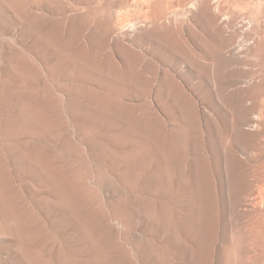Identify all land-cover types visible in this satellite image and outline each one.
<instances>
[{
	"label": "rangeland",
	"instance_id": "obj_1",
	"mask_svg": "<svg viewBox=\"0 0 264 264\" xmlns=\"http://www.w3.org/2000/svg\"><path fill=\"white\" fill-rule=\"evenodd\" d=\"M219 1L246 24L264 10ZM187 8L0 0V249L14 264H264V212L244 200L264 193L251 118L264 84L243 81L264 82V54L205 72L221 35L213 17L204 33L182 26ZM109 13L141 32L112 38ZM213 75L228 78L221 97Z\"/></svg>",
	"mask_w": 264,
	"mask_h": 264
},
{
	"label": "bare ground",
	"instance_id": "obj_2",
	"mask_svg": "<svg viewBox=\"0 0 264 264\" xmlns=\"http://www.w3.org/2000/svg\"><path fill=\"white\" fill-rule=\"evenodd\" d=\"M253 2V1H252ZM220 1L219 0H188V8L186 9L187 11L183 13L184 17L182 20H180V24L182 26H186L189 25L190 27H192L195 30H202L201 33H204V28L202 25H200V23L203 21L205 22V19H208L209 17H213L215 18V23H216V28L219 32V34L221 35V39L220 42L217 43V45L215 46V50L218 53V55L220 56L221 59H218L217 62H213L211 61L209 65H207L206 69L207 73L211 72L212 69H216L218 67L222 68V70H230L231 74L233 72L236 71H240V67H238V64L241 62V58H243L244 56H242L243 54H248L249 52H252L253 54H264V21L261 20V17L264 16L263 13V9L261 7L262 5V1H260L256 6L254 5L255 11L257 14V17L255 19L250 20V24H246L245 21L242 20V18L240 20H236L234 19V17H224L220 18L219 17V11L220 9ZM232 4V3H231ZM263 6V5H262ZM235 7V6H234ZM233 7V8H234ZM118 8V7H117ZM230 8V7H229ZM263 10V11H262ZM74 12V11H73ZM223 12V11H222ZM114 14V13H113ZM113 14L109 13V17H111ZM107 15V14H106ZM223 15V14H222ZM119 16V15H118ZM147 17V14L145 15ZM222 17V16H221ZM243 17V16H242ZM111 21L108 23V25L111 26L110 30V34L112 38L115 39H126L128 41H130V36L132 33H137L139 30L138 26L136 25V23H134L131 28H130V33L124 31L122 28H120L121 26L119 25V20L116 17H111ZM119 18V17H118ZM149 18V17H147ZM237 18V17H236ZM264 19V18H263ZM177 20V19H176ZM173 21H175V18L173 19ZM247 21V20H246ZM251 22L252 24L255 25L256 28V33L255 36L250 39L248 36V28L249 26H251ZM248 23V22H247ZM121 24V23H120ZM176 24V23H175ZM202 24V23H201ZM109 27V26H108ZM187 27V26H186ZM184 28V27H183ZM252 28V27H251ZM250 29V28H249ZM188 31V30H187ZM141 32V31H140ZM190 32V31H189ZM199 32V31H198ZM198 34V35H201ZM140 34V33H139ZM187 34V32H186ZM202 36V35H201ZM197 40V39H196ZM121 41V40H120ZM123 41V40H122ZM133 41V40H132ZM133 45L137 46V44L133 42H131ZM197 45V44H196ZM194 46V45H192ZM198 48V46H197ZM196 48V49H197ZM193 49V48H192ZM143 51V49H141ZM140 50V51H141ZM203 50V49H202ZM198 51V50H197ZM146 53V52H145ZM196 53V52H195ZM197 55V54H196ZM204 55V54H203ZM264 57V56H263ZM195 58H197L195 56ZM151 59V58H150ZM248 59V58H247ZM244 60V59H243ZM261 60V59H260ZM153 61V60H152ZM151 60H149V63L152 62ZM154 62V61H153ZM152 62V63H153ZM246 63V62H245ZM240 66V65H239ZM256 66V64L254 65ZM188 67V66H187ZM248 67V66H247ZM246 67V68H247ZM218 68V69H220ZM243 68V67H242ZM178 69V68H177ZM188 69V68H187ZM194 69V67L192 68ZM175 70V69H174ZM243 70H245L243 68ZM242 70V71H243ZM258 71V70H257ZM166 72V71H165ZM194 72V71H193ZM206 73V74H207ZM212 73V72H211ZM222 73V72H221ZM237 73V72H236ZM167 74H170L167 70ZM205 74V75H206ZM179 73H172L171 74V78L175 79L178 76ZM198 75V74H197ZM264 75V74H263ZM201 76V75H200ZM209 76V74H208ZM207 76V77H208ZM242 76V75H241ZM243 76H246L243 75ZM206 77V76H205ZM227 78V76H212L206 83L208 85V88L213 91L214 96L215 97H221L220 92H221V87L225 86L226 84H228V78L225 80V78ZM236 77V76H235ZM260 77V76H259ZM258 77V78H259ZM263 77V76H262ZM231 78V77H230ZM244 78V77H243ZM206 78H204L205 80ZM238 81H241V78H235ZM245 79V78H244ZM243 81H245L246 84H249V86L254 87H260L259 85H263L264 82L263 79H260L262 82V84H257L256 83V79H255V74L253 72H248L247 73V78ZM207 80V79H206ZM232 80V79H231ZM236 80V81H237ZM233 81V80H232ZM230 81V82H232ZM203 82V81H202ZM254 82V83H253ZM189 83V82H188ZM205 83V81H204ZM238 83V82H237ZM244 83V82H242ZM225 84V85H224ZM234 84V83H233ZM232 84V85H233ZM243 84V85H246ZM178 85L180 87H186L184 83L182 82H178ZM230 85V84H229ZM228 85V86H229ZM235 85H237L236 83L233 85V87H235ZM240 85V84H239ZM242 85V84H241ZM240 85V86H241ZM227 88V87H226ZM225 89V88H224ZM241 89V88H240ZM213 96V97H214ZM216 99V98H215ZM219 100V99H217ZM215 111L211 110L208 111L207 110V115H211V117L215 115ZM262 114V113H261ZM252 121L254 122V124L256 123V126L258 125L261 128H264V115L262 114V116H254L251 117ZM213 119V118H212ZM243 122V121H242ZM258 123V124H257ZM254 127V126H253ZM238 146V145H237ZM237 149V148H236ZM195 182V181H194ZM250 190V189H249ZM194 191V190H193ZM258 192V191H257ZM200 196V195H199ZM246 201H249L248 205H250V201H251V207L258 211V212H264V193L260 194L257 196H255L252 193V189L251 192L246 193L245 194V199ZM193 206V205H192ZM244 208V207H243ZM38 213H40L38 211ZM43 224H45V220H42ZM47 227V226H46ZM53 230V229H51ZM57 232V231H56ZM61 233V232H60ZM193 234V232H192ZM59 236V235H58ZM2 248V247H0ZM4 252V250H3ZM7 254V253H6ZM5 253H2V250L0 249V264H14V262L10 259V256L6 255Z\"/></svg>",
	"mask_w": 264,
	"mask_h": 264
}]
</instances>
